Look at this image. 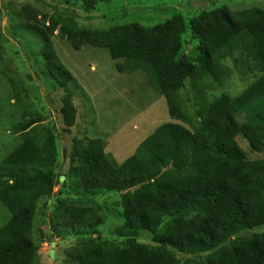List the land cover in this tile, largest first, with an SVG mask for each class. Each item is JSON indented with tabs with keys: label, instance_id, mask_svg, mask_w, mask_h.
Here are the masks:
<instances>
[{
	"label": "trees",
	"instance_id": "16d2710c",
	"mask_svg": "<svg viewBox=\"0 0 264 264\" xmlns=\"http://www.w3.org/2000/svg\"><path fill=\"white\" fill-rule=\"evenodd\" d=\"M64 1L80 2L90 12L111 0ZM156 9L148 11L160 10ZM22 13L25 27L44 41L42 57L50 77L63 90L60 115L68 131L76 117L68 88L73 78L51 43L57 23L45 27L30 19L27 10ZM119 17L125 14L118 12L112 20ZM187 29L198 41L195 57L182 54ZM58 35L75 52L82 46L107 50L120 74L145 75L147 85L164 98L169 118L180 123L158 126L121 164L104 151L100 140H73L71 173L87 193L120 194L121 229L127 238L123 247L82 241L70 252L74 261L181 264L176 252L207 253L202 262L187 259L183 264H264V232L248 239L236 236L264 227V164L246 161L236 140L241 136L255 152L264 149V12L220 7L200 12L188 25L173 15L151 27L130 23L98 31L60 26ZM226 59L257 73L256 79L235 97L223 95L207 102L205 92L218 88L231 75ZM187 79L203 101L192 116L178 100ZM22 105L21 121L13 127L22 143L3 160L11 169L4 176L13 183H0V203L10 214L0 228V264L35 262L33 216L38 200L50 196L54 187L55 131ZM187 210L194 212L189 218L182 215ZM167 218L171 221L160 229ZM60 222L64 228L92 234L102 219L93 207L68 205L61 210ZM144 232L152 235L154 247L135 241Z\"/></svg>",
	"mask_w": 264,
	"mask_h": 264
},
{
	"label": "rangeland",
	"instance_id": "374dc122",
	"mask_svg": "<svg viewBox=\"0 0 264 264\" xmlns=\"http://www.w3.org/2000/svg\"><path fill=\"white\" fill-rule=\"evenodd\" d=\"M202 1L206 2L202 8L193 7ZM5 7L1 8L0 3V183H13L12 179L4 176L10 168L3 164V160L22 143L21 135L13 132L14 125L21 121L22 103L43 125L54 129L58 155L52 193L38 200L32 220L36 250L33 264H77L70 252L86 240L106 241L111 246L123 247L127 238L121 229L120 194L87 193L81 189L77 177L71 173L69 158L73 140L86 142L98 139L104 151L115 154L116 162L121 164L158 126L180 123L169 118L164 98L147 85L145 75L138 72L118 73L116 61L111 60L104 49L82 46L79 51H73L68 41L59 37L60 26L98 31L130 23L151 27L173 15L181 16L188 25L200 12L220 7L231 11L258 9L264 12V0H111L90 12L85 11L80 2L64 0H9ZM156 7V10L160 9L158 12L148 11ZM22 9L27 10L30 19L35 18L45 27L52 21L57 23L51 43L62 67L73 78L68 88L76 117L75 125L68 131L60 115L63 90L50 77L42 57L44 41L36 36V32L25 27L27 19ZM118 12L124 13L125 17L112 20ZM182 42V54L195 57L198 41L191 37L190 30L183 34ZM224 65L231 70V75L218 88L205 90L203 98L207 102L223 95L235 97L256 79L257 73L240 69L233 59H226ZM178 100L190 116L203 103L191 79L186 80ZM236 140L245 153L246 161L264 164V149L255 152L241 136ZM68 205L95 208L102 219L101 225L92 234L64 228L60 214L62 208ZM193 214V211L187 210L182 215L189 218ZM9 218V212L0 203V228ZM170 221V218L165 219L160 229ZM262 232L264 227H259L242 231L236 236L248 239ZM134 239L148 248L155 246L152 235L147 232ZM174 256L183 264L187 259L202 262L207 253L189 256L174 252Z\"/></svg>",
	"mask_w": 264,
	"mask_h": 264
},
{
	"label": "water",
	"instance_id": "95a60500",
	"mask_svg": "<svg viewBox=\"0 0 264 264\" xmlns=\"http://www.w3.org/2000/svg\"><path fill=\"white\" fill-rule=\"evenodd\" d=\"M9 0H1V5L3 6H6L7 2ZM206 4V2L202 1V2H199L198 5H193L194 8H202V6H204Z\"/></svg>",
	"mask_w": 264,
	"mask_h": 264
},
{
	"label": "crops",
	"instance_id": "0c3cea01",
	"mask_svg": "<svg viewBox=\"0 0 264 264\" xmlns=\"http://www.w3.org/2000/svg\"><path fill=\"white\" fill-rule=\"evenodd\" d=\"M134 153V152H133ZM110 155L115 159L116 158V155L115 154H113V153H110ZM115 161H116V159H115Z\"/></svg>",
	"mask_w": 264,
	"mask_h": 264
}]
</instances>
